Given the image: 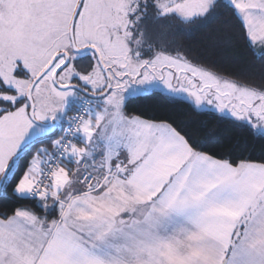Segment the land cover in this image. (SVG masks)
<instances>
[{"label": "snow or ice", "instance_id": "6c2138e0", "mask_svg": "<svg viewBox=\"0 0 264 264\" xmlns=\"http://www.w3.org/2000/svg\"><path fill=\"white\" fill-rule=\"evenodd\" d=\"M0 264H264V0H0Z\"/></svg>", "mask_w": 264, "mask_h": 264}]
</instances>
